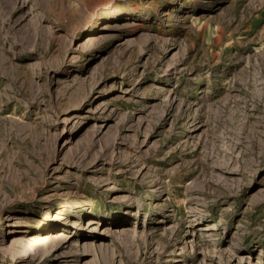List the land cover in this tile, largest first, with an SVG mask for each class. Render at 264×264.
Masks as SVG:
<instances>
[{"label": "rangeland", "instance_id": "1", "mask_svg": "<svg viewBox=\"0 0 264 264\" xmlns=\"http://www.w3.org/2000/svg\"><path fill=\"white\" fill-rule=\"evenodd\" d=\"M0 264H264V0H0Z\"/></svg>", "mask_w": 264, "mask_h": 264}, {"label": "bare ground", "instance_id": "2", "mask_svg": "<svg viewBox=\"0 0 264 264\" xmlns=\"http://www.w3.org/2000/svg\"><path fill=\"white\" fill-rule=\"evenodd\" d=\"M61 207H63V208H59L57 211H56V215H55V217H53V219L52 220H54V219H58V218H62L63 216H64V214L67 212V211H69L70 210V208L72 207L71 205H69V204H62L61 205ZM50 208H40V211L42 212V217L44 216H47V217H51V212H50V210H49ZM90 223H95V222H90ZM210 229H212L213 227H209ZM109 230V229H108ZM111 231V230H110ZM117 231H113V233L115 234Z\"/></svg>", "mask_w": 264, "mask_h": 264}]
</instances>
